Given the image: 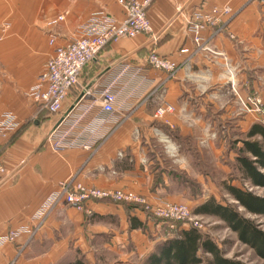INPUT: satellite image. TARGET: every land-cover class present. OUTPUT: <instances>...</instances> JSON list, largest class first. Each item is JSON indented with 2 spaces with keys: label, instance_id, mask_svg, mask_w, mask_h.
Segmentation results:
<instances>
[{
  "label": "crops",
  "instance_id": "1",
  "mask_svg": "<svg viewBox=\"0 0 264 264\" xmlns=\"http://www.w3.org/2000/svg\"><path fill=\"white\" fill-rule=\"evenodd\" d=\"M226 4L232 12L223 16L222 30L216 33L219 27L210 26L202 37L238 65L235 90L224 60L217 57L212 62L206 52L196 51L188 30V20L196 11ZM100 10L118 20L126 17L118 0H0V21L11 23L9 34L0 40V118L11 111L20 122L18 130L0 136V161L12 172L0 186V239L12 230H30L0 243V264H70L77 258L74 253L88 252V241L104 236V222L116 215L126 228L94 247L115 249L130 236L136 240L146 216L122 203L94 201L89 205L91 213L60 203L34 234L33 216L70 178L88 186L132 190L151 204L179 202L181 196L172 193L186 192L190 183L172 177L169 161L194 178L195 148L198 152L202 140L214 143L211 129L232 119L229 114L236 107L232 97L258 95L264 101V0H154L147 13L159 38L141 33L106 45L84 67L62 110L49 113L28 91L55 47L77 36L79 27ZM153 51L178 63L189 61L192 76L181 68L170 78L166 71L152 67L148 55ZM126 66L128 72L120 76ZM137 70L140 75L130 79ZM116 77L118 99L116 111L110 114L102 111L100 93ZM88 89L91 95L82 99ZM75 104V112L91 105L84 121L92 124L95 133L91 148L56 151L48 135ZM166 104L175 110L158 116V108ZM254 122L252 116L250 126ZM196 175L199 178V171Z\"/></svg>",
  "mask_w": 264,
  "mask_h": 264
},
{
  "label": "built area",
  "instance_id": "2",
  "mask_svg": "<svg viewBox=\"0 0 264 264\" xmlns=\"http://www.w3.org/2000/svg\"><path fill=\"white\" fill-rule=\"evenodd\" d=\"M118 1L125 8V19L118 20L103 10L95 11L79 27L77 36L66 44L55 47L44 72L39 75L38 82L28 91V95L40 103L42 108L49 113L55 114L62 110L63 103L71 89L79 83L84 67L96 59L106 45L121 38L135 37L141 33L151 34L154 40L159 38L160 35L154 33L147 13L148 7L154 0ZM231 12L232 7L229 4L221 7L216 5L209 10L196 11L191 19L188 20V30L193 34L196 51L206 52L212 62H215L214 59L217 57H221L224 60L226 73L235 90L238 65L232 64L225 52L212 47L209 41H205L202 37L203 31L210 26H218L219 29H217L216 33L220 32L222 30L220 25L223 16ZM60 19H63V16ZM10 29V21H0V40L9 34ZM148 62L152 67L166 71L170 78L175 76L181 68L189 70L188 74L192 76L189 61L178 63L167 56H162L153 51L148 55ZM128 70L129 67L126 66L120 76L126 74ZM140 72V70L133 72L130 79L139 76ZM118 79L119 77H116L100 93L103 112L112 114L116 111L118 92L115 91L114 86ZM86 95H91L89 89L84 90L82 99ZM239 99L242 111L250 113L256 116L258 120L264 122V101L262 97L249 95L246 98L239 96ZM77 104L73 105L63 115L58 125L48 135V140L56 151L76 146L91 148L90 143L95 133L91 131L92 124L84 122L90 113L91 105L82 107L75 112ZM174 110L173 105L166 104L158 108L157 115L162 116ZM19 127L20 122L13 112L7 111L2 114L0 118V136L16 131ZM169 151H173L172 145L169 147ZM11 176L12 172L8 171L4 163L0 161V186L7 182ZM94 201L138 204L154 216L173 222L192 218V210L185 203L165 202L151 204L146 196L139 195L132 190L88 186L75 178H70L62 181L59 184V188L51 193L36 211L33 216L36 226L31 230V233L34 234L39 230L49 213L60 203L91 213L89 205ZM192 225L198 228L199 222L196 221ZM171 227H174V225L171 224ZM24 231L30 230L27 227H23L10 231L8 235L0 239V243L14 241Z\"/></svg>",
  "mask_w": 264,
  "mask_h": 264
},
{
  "label": "rangeland",
  "instance_id": "3",
  "mask_svg": "<svg viewBox=\"0 0 264 264\" xmlns=\"http://www.w3.org/2000/svg\"><path fill=\"white\" fill-rule=\"evenodd\" d=\"M241 97L246 98L248 95ZM215 98L217 101L219 100V96ZM232 101L236 102V107L229 114L232 119L228 120L226 124L222 123L215 130L211 129V136L215 139V142L208 144L205 140H202L198 152L195 148V157L192 161L195 167V177H190L188 190L186 192L172 193V195L181 196L178 199L179 202H159L187 204L192 210L191 219L178 222L159 221L151 212L143 208L141 210L146 216V226L137 232L136 240H134L135 237L130 236L128 240H122L120 243L115 244V249L107 246V248L94 247V245L100 244L102 241H110L114 233L123 232L126 228L125 221L116 215L113 220L104 222V236L88 241L90 245L88 252L79 251L78 254L74 253L73 258L83 257L87 264H148V256L156 250L157 244L161 240L176 234L180 227H190L198 221V229L202 233L209 235L219 245L226 257L238 259L247 264H264V258L258 255L254 248L240 240L238 233L228 227L225 221L213 215L193 213L194 208L198 204L214 196L217 201L223 204L231 203L235 205L244 216L252 219L264 231V215L247 211L238 204L226 188V184L231 183L241 188L252 190L255 194L264 197V186L253 185L246 181L237 161L239 149L243 145L241 140L247 138L246 133L250 128L251 118L253 116L256 121L258 119L256 116L242 111L237 94L232 97ZM225 126L226 128H224ZM255 138L260 139V137ZM170 153H173V151ZM169 163L173 178L178 174H185V171L178 166L172 167L176 165L175 162L170 160ZM198 171L200 173L199 178L196 175ZM262 171L264 172V169ZM137 194L142 195L140 193ZM148 220H151L150 226L148 225ZM171 224L174 227H171ZM142 234H145L146 237L141 236L142 239L138 238ZM204 257V262L201 264H209L206 259L210 255L207 254Z\"/></svg>",
  "mask_w": 264,
  "mask_h": 264
},
{
  "label": "trees",
  "instance_id": "4",
  "mask_svg": "<svg viewBox=\"0 0 264 264\" xmlns=\"http://www.w3.org/2000/svg\"><path fill=\"white\" fill-rule=\"evenodd\" d=\"M246 136L247 138L241 140L243 145L237 155L240 171L246 181L253 185L264 186V172L262 171L264 169V122L260 120L254 122ZM255 137H260V139ZM176 178L181 182L190 183V178L185 175L178 174ZM226 188L238 204L247 211L264 215V197L255 194L252 190L231 183H227ZM122 204L129 211L143 209L138 204L125 202ZM193 213L213 215L225 221L228 227L238 233L240 240L250 245L258 255L264 258V231L252 219L244 216L235 205L223 204L211 196L198 204ZM154 217L159 221L165 220ZM137 222L134 226L140 224L138 220ZM207 254L210 255L206 259L209 264H247L241 260L226 257L219 245L209 235L202 233L194 226L180 227L176 234L161 240L157 244L156 250L148 256L147 262L148 264H201L204 262V255ZM70 264H87V262L81 257L76 258Z\"/></svg>",
  "mask_w": 264,
  "mask_h": 264
}]
</instances>
